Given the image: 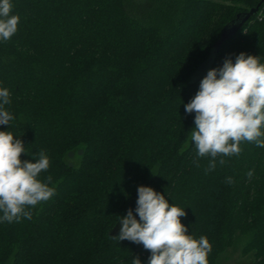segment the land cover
<instances>
[{"label": "trees", "instance_id": "trees-1", "mask_svg": "<svg viewBox=\"0 0 264 264\" xmlns=\"http://www.w3.org/2000/svg\"><path fill=\"white\" fill-rule=\"evenodd\" d=\"M11 2L20 20L0 40V88L14 119L0 131L22 140V161L45 151L39 178L54 195L26 209L31 219L0 220V264H149L142 244L116 238L129 209L139 220L138 186L184 209L187 234L212 245L208 264L238 235L249 264H264V147L242 142L206 172L211 157L197 156L195 113L184 107L225 59L243 52L264 63V1ZM255 7L215 49L224 27Z\"/></svg>", "mask_w": 264, "mask_h": 264}, {"label": "clouds", "instance_id": "clouds-1", "mask_svg": "<svg viewBox=\"0 0 264 264\" xmlns=\"http://www.w3.org/2000/svg\"><path fill=\"white\" fill-rule=\"evenodd\" d=\"M12 8L11 0H0V40L5 42L18 30L20 17L11 14ZM10 103L9 90L0 88V125H9L14 119L4 107ZM184 107L186 113H195L191 141L197 156L211 157L206 172L215 169L218 156L239 155L242 142L264 147V63L243 52L235 62L225 59L221 68L207 72ZM25 152L22 140L10 131H0V220L4 222L31 219L26 209L54 195V189L39 178L50 167L45 151H39L34 163L21 160ZM219 163L226 161L221 158ZM226 182L234 183L231 177ZM137 192L135 213L139 220L132 209L120 217L119 242L142 244L151 253L149 264H208L212 245L205 236L195 239L187 234L180 219L186 216L184 209L169 204L165 195L152 187L138 186ZM132 264L141 261L137 257Z\"/></svg>", "mask_w": 264, "mask_h": 264}, {"label": "rangeland", "instance_id": "rangeland-1", "mask_svg": "<svg viewBox=\"0 0 264 264\" xmlns=\"http://www.w3.org/2000/svg\"><path fill=\"white\" fill-rule=\"evenodd\" d=\"M81 156L80 150L68 153L65 161L71 165L78 163ZM247 237L238 235L230 247L222 252L217 258V264H249L253 261V252H245L244 247Z\"/></svg>", "mask_w": 264, "mask_h": 264}, {"label": "water", "instance_id": "water-1", "mask_svg": "<svg viewBox=\"0 0 264 264\" xmlns=\"http://www.w3.org/2000/svg\"><path fill=\"white\" fill-rule=\"evenodd\" d=\"M257 8L258 7H255L250 9L246 13L238 14L235 20H233L230 24L226 25L221 32L219 40L214 45L215 49H217L224 40L235 34V32L242 27L243 23L246 22L251 16H253L257 12Z\"/></svg>", "mask_w": 264, "mask_h": 264}]
</instances>
